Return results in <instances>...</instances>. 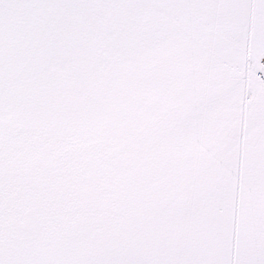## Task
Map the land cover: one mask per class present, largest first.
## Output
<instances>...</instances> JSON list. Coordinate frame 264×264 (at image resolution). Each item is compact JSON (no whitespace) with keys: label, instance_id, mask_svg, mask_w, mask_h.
<instances>
[{"label":"snow or ice","instance_id":"6c2138e0","mask_svg":"<svg viewBox=\"0 0 264 264\" xmlns=\"http://www.w3.org/2000/svg\"><path fill=\"white\" fill-rule=\"evenodd\" d=\"M0 264H264V0H0Z\"/></svg>","mask_w":264,"mask_h":264}]
</instances>
